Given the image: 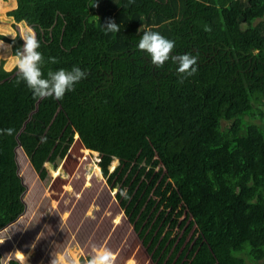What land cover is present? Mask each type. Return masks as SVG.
I'll return each instance as SVG.
<instances>
[{"label": "trees", "instance_id": "16d2710c", "mask_svg": "<svg viewBox=\"0 0 264 264\" xmlns=\"http://www.w3.org/2000/svg\"><path fill=\"white\" fill-rule=\"evenodd\" d=\"M15 2L7 15L36 32L45 76L78 65L86 78L62 100L40 99L1 60L0 129L14 133L0 134V230L26 208L18 132L78 135L116 160L154 151L197 228L199 264H264V0ZM109 19L119 32H105ZM146 28L174 40L173 55H196L197 73L153 66L134 47ZM18 34L0 36L12 55Z\"/></svg>", "mask_w": 264, "mask_h": 264}, {"label": "rangeland", "instance_id": "374dc122", "mask_svg": "<svg viewBox=\"0 0 264 264\" xmlns=\"http://www.w3.org/2000/svg\"><path fill=\"white\" fill-rule=\"evenodd\" d=\"M15 4L0 0V36L31 30L7 15ZM0 40L5 45L0 62L11 70L14 55ZM17 139L26 208L0 230V264L12 258L22 264L18 254L27 264H86L93 245L109 248L114 264H199L204 259L194 242L197 228L153 150L128 162L85 151L77 135L67 143L21 130ZM120 189L130 198L121 197Z\"/></svg>", "mask_w": 264, "mask_h": 264}, {"label": "clouds", "instance_id": "9594fccd", "mask_svg": "<svg viewBox=\"0 0 264 264\" xmlns=\"http://www.w3.org/2000/svg\"><path fill=\"white\" fill-rule=\"evenodd\" d=\"M98 3L99 0H92L90 5L96 7ZM101 26L106 33L120 31L118 23L111 19ZM18 35L23 44L14 53L12 67L16 70L19 80L26 84L35 97L62 100L66 92L74 90L75 85L86 78V70L78 65H73L70 69L49 70L45 76L43 72L45 58L40 51L41 43L36 32L29 30ZM12 37L15 40L16 36ZM3 45L4 42L0 40V46ZM175 46L174 40L165 37L153 28L144 29L140 39L134 44L136 49L149 56L151 64L156 68H163L166 62L171 61L176 65V70L182 79L195 75L198 71V57L191 53L173 55ZM48 60L50 63H57L54 57H49ZM13 133L14 129L11 127L0 129V134L11 136ZM119 194L124 199L130 198L126 189H120ZM69 256L70 254L66 253L65 259ZM114 262L115 255L109 248L96 245L92 246V253L86 260V264H114ZM70 264H75V262H70Z\"/></svg>", "mask_w": 264, "mask_h": 264}, {"label": "water", "instance_id": "95a60500", "mask_svg": "<svg viewBox=\"0 0 264 264\" xmlns=\"http://www.w3.org/2000/svg\"><path fill=\"white\" fill-rule=\"evenodd\" d=\"M78 136V135H77ZM17 259V258H16ZM18 260V259H17Z\"/></svg>", "mask_w": 264, "mask_h": 264}]
</instances>
